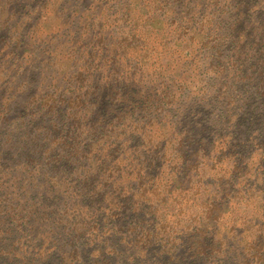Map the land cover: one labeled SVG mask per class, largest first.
<instances>
[{"label": "trees", "instance_id": "obj_1", "mask_svg": "<svg viewBox=\"0 0 264 264\" xmlns=\"http://www.w3.org/2000/svg\"><path fill=\"white\" fill-rule=\"evenodd\" d=\"M228 1L229 8L235 6L236 0H205L204 3L209 6L210 13H205L206 7L201 9L203 13L200 19L201 26L194 32L197 37L207 38L200 43L201 49L208 54L207 59L211 60L208 68L212 73H221L225 68L216 63L224 43L217 44L210 38L216 33L212 31V27L217 24V19L211 12L213 8L215 15H226ZM102 2L101 0H0V176L6 170V159L10 161L13 159L5 157L9 156L19 143L28 141L30 135H35L31 137L32 143H35L33 140L38 138L37 134L40 135V127L30 126L29 121H25V116L30 114L27 111L36 106L35 108H40L45 118L56 115L57 121L64 122L67 127L65 134L57 131L56 135H52L47 134L45 130L44 141L49 144L47 149L49 155L52 154L55 158L68 157L69 159L79 158V160L85 159L88 154L95 157L93 160L90 157L89 161L91 165L95 164L93 173H97V176L99 173L102 175L98 178L100 181L98 187L102 190L109 186L113 187L110 194L105 196L103 201H99V204H103V207L109 211L106 224L117 225L124 230V233L129 234L128 238L123 239V243L133 241V247H138L140 244L146 246L158 238L164 241L165 245H174L180 241L177 236L181 235L187 237L186 241L191 245L190 249L200 255L207 242L204 234L208 232L206 230L199 233L200 226L220 229L225 228V225L230 222V233H234L242 226L245 231H251L254 225L252 226V221L249 219L256 216L262 209V201L257 198L258 195L249 185L256 175H264V132L256 133L255 130H250L245 143L250 161L245 162L246 170L241 179V185L249 187L248 197H238V193L241 192L239 188L243 186L233 187L237 192V196H234L237 201H229L227 198L234 190L229 194L225 191L222 200L219 199L218 193L213 191L209 194V191L213 187L217 191L222 181L239 185L232 180L228 171L231 165L236 170L239 164L223 158L224 155H228L231 159H235V154L224 150V148L233 150L232 137H227L218 144L221 139L216 138L215 129L213 132H209L208 129L205 131V128L199 130L200 124H196V128L188 126L183 133L182 129L185 126L180 127L179 123L176 125L172 121L174 116L170 115L172 107L176 105L174 99L177 98L172 89L166 94L161 88L158 90L154 88L155 110L159 116L162 115V119H154V115L153 118L144 117V122L135 123L132 126L133 129H129V125L123 126L117 130L115 140L111 135L115 130L111 122L107 129L96 128L93 119L96 118L94 112L96 113L99 104L90 99L89 93L83 90L86 82L95 86L104 84L103 81L98 80V76L95 79L92 75L90 76L88 59H85L84 65H81L73 56L81 50L85 51L82 54L95 53L101 46H95L92 39L101 40L104 44V37L108 34L111 23L107 15L111 13V7H105L106 9L101 7ZM169 2L170 0H151L148 5L141 8L144 12L142 16L149 12L157 14V17L150 22L148 16L146 21L137 16L133 19V25L122 32L119 25L121 23L123 26L122 20H126L124 19L128 12L126 9L119 21L115 19L118 33L112 37L114 40L112 53L120 50L126 57L140 52L139 44L143 37L149 32H157L161 29L164 23L162 19L167 15ZM108 3H110L109 0H107ZM261 7L264 8V3ZM246 8V5L239 3L231 9L230 13L239 21L250 20L251 10L248 11ZM193 11L189 7L188 12ZM71 35L77 38V41L72 44L69 37L66 40L63 39ZM36 39H40L44 44L41 42L38 44L44 53L42 60L37 59L35 53L37 46L34 45V40ZM194 43H196L194 35L184 43H178V49L174 51L178 63H185L186 57L190 59V53L195 48ZM38 60L41 62V72L36 77L27 69ZM103 65L104 72L115 68L114 64L110 63V59ZM111 74L114 73L108 72L106 78H110ZM219 76L220 74L217 78ZM107 89L105 94L108 92ZM110 92L118 94L114 85ZM97 93L98 91L93 93L97 97L96 100L99 99ZM152 106L148 99L145 107L140 106L136 110L150 111ZM30 116L33 117L30 121H35V115ZM225 116L228 117V115ZM208 119H212L210 123L216 129L223 125V121L213 113H210ZM229 121L230 119L227 123ZM50 132H52L51 129ZM68 132L71 137L68 136ZM15 137L20 138L15 139ZM206 137L210 138L206 139L211 141L209 146L202 144ZM128 145L134 149L135 153L130 164L118 155H123L121 150ZM201 145L206 147L202 148ZM240 146L245 148L244 144ZM109 151L111 154L106 153ZM190 151L193 154L187 156L186 154ZM159 153L161 154L158 155ZM117 158L120 163H116ZM150 159L148 170L140 174L141 166L145 164V160ZM202 159H207L213 165L206 168ZM30 160L32 159L25 161ZM114 161L116 165L111 168L110 164H114ZM41 165L42 162L38 164V167ZM242 169L243 167L238 171ZM37 179L39 183L36 180L30 183L35 185L34 188L48 186L52 187L53 191L55 188H67L59 177L51 179V186L46 185L47 182L42 184L39 176ZM117 180L124 181L121 188L116 184ZM207 181L210 183L206 185ZM2 183H0V236L5 228L14 224L12 228H16V233L22 238L20 237L17 241L19 245L9 243L10 245H7L9 249L5 248L0 253V264H22L23 260L29 256L27 249H23L22 241L26 236L33 239L30 234L33 226L34 228L42 227L45 220L30 217L36 212L32 208L38 204L37 202L31 203L29 211L23 210V201L27 197L26 191L21 194L14 192L12 195L8 192L10 189L3 190ZM79 184L82 186L84 181ZM74 187L68 186V188ZM23 213L26 214L25 217H21ZM113 214L117 217L113 218ZM145 214L151 215L154 221L148 220L145 224L142 218ZM27 218L32 221V225L29 221L22 223ZM154 223H157L156 228L152 226ZM95 224L92 226L96 228ZM70 227L74 229L76 223L71 222ZM7 232L5 234H8ZM261 235L258 231L253 232L248 236H251L252 241H245L246 243L243 244L249 256L246 264H264V241L257 242L263 237ZM33 240L37 248L41 247L35 252L34 260L39 261V264H48L50 258L48 252H44V248L48 245H41V242ZM1 258H4L6 262ZM29 263L33 264V262Z\"/></svg>", "mask_w": 264, "mask_h": 264}, {"label": "rangeland", "instance_id": "obj_2", "mask_svg": "<svg viewBox=\"0 0 264 264\" xmlns=\"http://www.w3.org/2000/svg\"><path fill=\"white\" fill-rule=\"evenodd\" d=\"M109 2L107 4V0H103L101 5L104 8L111 7V13L107 14L111 23L108 28L109 32L104 37V44L101 40L92 39L95 46H101L95 53L82 54L85 51L81 50L80 53L73 56V58H77L76 61L79 60L81 65H84V60L88 59L90 76L92 75L93 79L98 76V80L103 81L104 84L95 86V84L89 85L86 82L83 90L85 93H89L90 99L99 104L96 113L94 112L96 118L93 117L96 128L107 129L111 122L115 128L111 135L115 140L117 130L123 126L129 125L128 128L131 129L135 123L140 121L143 123L144 117L153 118L154 115V119H162V115L159 116L155 110L154 88L156 90L161 88L166 94L172 89L177 98L174 99L176 105L172 107L170 115L174 116L172 121L176 125L179 123L180 127L185 126L182 129L183 133L188 126L196 128V124H200L199 130L205 128V131L208 129L209 132H213L215 129L216 138L221 139L218 144L227 137H232L233 150L229 148H224V150L235 154V159H231L228 155H224L223 158H228L239 164L236 170L232 165L228 169L232 180L239 185L222 181V185L217 187V191L213 187L209 194L214 191L222 200L225 191L226 194H229L234 190L232 195L230 194L231 197L229 196L227 199L237 201L234 199V196H237L236 187L243 186L239 188L241 192L238 193V197L245 198L249 195V187L252 188L253 192L258 195L257 198L262 201L260 212L249 219L254 228L252 227L251 231H245L242 226L234 233H230V222L225 225V228L220 229L200 226L199 233L208 230L204 234L207 237V242L200 255L190 249L191 245L187 243V237L181 235L177 236L180 241L174 245H165V242L158 238L146 246L140 244L138 247H133V241L123 243V239L128 238L129 234L124 233V230L117 225H107L109 211L103 207V204H99V201H103L104 197L110 194L113 187L109 186L104 190L98 187L100 182L98 178L102 175L99 173L97 176V173H93L95 164H90V154L85 159L79 160V158L69 159L68 157L55 158L52 154L47 153L49 144L44 141L45 130H47V134L56 135L57 131L65 134L67 127L64 122L57 121L56 115L45 118L43 112L40 111V108H35L36 106L27 111L30 114L25 116V121H29L30 126L40 127V135L35 133L38 136L33 140L35 143L30 142L31 137L35 135H30L28 141L19 143V146L5 157L13 159L12 161L6 159V170L0 176L3 190L10 189L8 192H11L12 195L14 192L21 194L26 191L27 197L23 201V210L25 211H29L31 203H38L33 206L32 210H36V212L30 217H38V220L44 219L45 223L42 227L34 228L33 226V231L30 234L37 242H41V245H48L44 248V252H48L50 258L48 264H246L249 256H247L243 244L246 243L245 241H252L251 236H248L258 231L263 237L260 241H256L260 243L264 241V175H256L249 187L241 185V179H243L246 170L245 162L250 161V159L248 160L249 151L245 145L248 133L250 130H255L256 133L264 132V8L261 7L264 0H236L235 6L243 3L248 11L251 10L250 20L241 19L239 21L232 17L230 11L235 6L229 8V1L227 2L228 12L224 16L215 15V9L212 8L211 13L217 19L216 27H212V31H216V33L211 31L214 33L213 37H210L208 33L207 35L217 44L224 43L216 62L225 68L221 73H212L208 68L211 60L207 59L208 54L201 49L200 43L207 38L197 37L194 34L201 26L200 19L203 15L201 9L206 7L205 13H210L209 6L204 3L205 0H170L167 15L162 19L164 23H162L161 29L157 32H149L139 44L140 52L126 57L120 50L112 53L114 45L112 37L118 33L115 19L119 21L122 13L127 9L126 18H124L126 20H122L123 26L121 23L119 25V29L124 32L133 25L135 17L138 16L145 20L148 16L151 22L157 17V14L148 12L142 16L144 12L141 8L148 5L151 0H109ZM198 5H200L199 8H196ZM114 7L115 9H113ZM189 7L194 11L188 12ZM186 28L188 30H185ZM193 35L196 43H194V51L190 53V59L186 57L185 63H178L174 54V51L178 49V43H184ZM68 37L71 44L77 41L75 35L65 36L63 39L66 40ZM34 42V45L37 46L35 51L37 59L42 60L44 53L42 48L38 47L41 41L36 39ZM109 59L115 68L108 70L109 73L114 74H111L110 78H106L108 72H104L103 63ZM39 60L27 69L36 77L41 72ZM38 63L40 64L38 65ZM218 74L220 76L217 78ZM113 85L114 89L118 90V94L110 92ZM106 88H108L106 90L108 92L105 94ZM96 91L99 95L98 100L93 94ZM148 99L153 105L150 111L136 110L137 107H145V102ZM210 113L223 121L221 127L216 129L210 123L212 120L208 119ZM31 114L35 115V121H30L33 120ZM228 119H230L229 123H227ZM67 134L71 137L70 132ZM19 138L15 137V139ZM206 139L210 138L206 137L202 144L209 146L211 141ZM241 144H244L245 148H242ZM206 146L201 145L200 147L205 148ZM106 153L111 154V151ZM121 153L123 155H118L127 164H130L131 159L135 156L134 149L130 145L125 146ZM192 154L190 151L186 155L191 156ZM91 158L95 159V157ZM26 159L32 160L25 161ZM115 161L120 163L118 158ZM115 161L114 164H110L111 168L116 165ZM40 162L42 165L38 167ZM202 162H205L206 168L213 165L207 159H202ZM150 163L151 159L145 160L139 173L144 174ZM241 167H243L242 171H238ZM38 176L40 180L42 179V184L47 182L46 185L51 184L52 178L59 177L67 188H55L54 191L52 187L48 186L34 188L35 185H30V183L35 180L39 183ZM82 181L84 184L81 186L79 183ZM123 183L124 181L117 180L116 184L121 188ZM208 183L210 181H207L206 185ZM68 186L75 187L68 188ZM190 211L193 212V210ZM21 215V217H25L26 214ZM112 217L115 218L117 215L113 214ZM142 218L145 224L148 220L154 221L151 215L145 214ZM27 221L32 225V221L28 218L22 223ZM71 222L76 223L74 229L70 227ZM93 224L97 227H93ZM152 226L156 228L157 223ZM12 227L14 224L5 228L0 236V253L5 248L9 249L7 246L10 245L9 243L19 245L17 241L21 235L17 234V229ZM33 239L26 236L21 243L29 255L22 264H30L29 262L39 264V261L34 258L35 252L39 251L41 247L37 248ZM1 260L6 262L4 258Z\"/></svg>", "mask_w": 264, "mask_h": 264}]
</instances>
